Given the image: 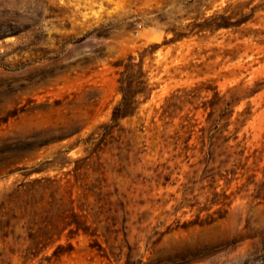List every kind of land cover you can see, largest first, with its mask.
<instances>
[{
    "label": "rangeland",
    "instance_id": "obj_1",
    "mask_svg": "<svg viewBox=\"0 0 264 264\" xmlns=\"http://www.w3.org/2000/svg\"><path fill=\"white\" fill-rule=\"evenodd\" d=\"M0 264H264V0H0Z\"/></svg>",
    "mask_w": 264,
    "mask_h": 264
},
{
    "label": "trees",
    "instance_id": "obj_2",
    "mask_svg": "<svg viewBox=\"0 0 264 264\" xmlns=\"http://www.w3.org/2000/svg\"><path fill=\"white\" fill-rule=\"evenodd\" d=\"M220 18L224 21V27H229L231 25V17L229 14L223 13L219 15H214L212 20L215 18ZM261 82L263 79L256 80L252 87H244L242 84L234 85L228 88L224 93H221L216 88H206V91L211 90L213 92L212 99L208 100L204 104V109L209 108L208 116L206 122L208 127L206 128L208 133H211L210 139H223V141H228V138L223 135L225 131H228L230 125V117L234 112V108L238 105L243 99L250 97L251 95L256 94L261 90ZM138 86L133 87L131 85L125 84L122 82L120 91L122 93V98L119 103L114 108L112 114V120L118 122L119 120L132 116L134 111L137 109L136 97L144 94V86L146 82L144 78L138 80ZM198 86L193 87L192 90H196ZM182 92V95L179 93ZM187 90L177 89L169 97H166L165 103L162 105V114L161 116L170 115V109L176 107L177 102L179 103H191L190 94L186 93Z\"/></svg>",
    "mask_w": 264,
    "mask_h": 264
}]
</instances>
